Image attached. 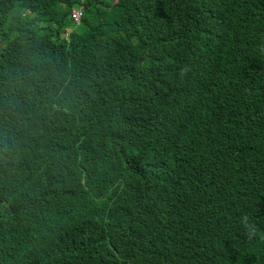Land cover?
Instances as JSON below:
<instances>
[{
    "label": "trees",
    "instance_id": "16d2710c",
    "mask_svg": "<svg viewBox=\"0 0 264 264\" xmlns=\"http://www.w3.org/2000/svg\"><path fill=\"white\" fill-rule=\"evenodd\" d=\"M0 264H264V0H0Z\"/></svg>",
    "mask_w": 264,
    "mask_h": 264
},
{
    "label": "clouds",
    "instance_id": "9594fccd",
    "mask_svg": "<svg viewBox=\"0 0 264 264\" xmlns=\"http://www.w3.org/2000/svg\"><path fill=\"white\" fill-rule=\"evenodd\" d=\"M76 12H82V16L80 17V19L79 20H77L76 18V20H77V22H79L80 23V21H81V18L83 17V14H84V12H83V10L82 9H77V10H75L74 11V14L76 13ZM74 17H75V15H74Z\"/></svg>",
    "mask_w": 264,
    "mask_h": 264
},
{
    "label": "built area",
    "instance_id": "2783aa9c",
    "mask_svg": "<svg viewBox=\"0 0 264 264\" xmlns=\"http://www.w3.org/2000/svg\"><path fill=\"white\" fill-rule=\"evenodd\" d=\"M74 15H75V18H76L77 20H79L80 17L82 16V12H76Z\"/></svg>",
    "mask_w": 264,
    "mask_h": 264
},
{
    "label": "rangeland",
    "instance_id": "374dc122",
    "mask_svg": "<svg viewBox=\"0 0 264 264\" xmlns=\"http://www.w3.org/2000/svg\"><path fill=\"white\" fill-rule=\"evenodd\" d=\"M72 30V29H71Z\"/></svg>",
    "mask_w": 264,
    "mask_h": 264
}]
</instances>
